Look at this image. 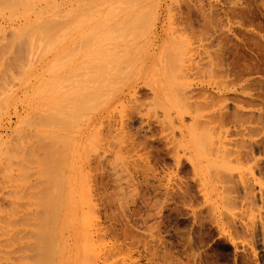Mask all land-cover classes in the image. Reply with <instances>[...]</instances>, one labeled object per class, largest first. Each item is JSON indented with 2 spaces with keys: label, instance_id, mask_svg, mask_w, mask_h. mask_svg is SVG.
I'll list each match as a JSON object with an SVG mask.
<instances>
[{
  "label": "rangeland",
  "instance_id": "1",
  "mask_svg": "<svg viewBox=\"0 0 264 264\" xmlns=\"http://www.w3.org/2000/svg\"><path fill=\"white\" fill-rule=\"evenodd\" d=\"M89 6L104 50L50 48L30 21L45 49L26 53L28 28L0 12V264H264V0ZM72 47L84 57L69 69L39 68ZM102 63L105 89L71 118L24 107L66 82L47 111L70 108V76Z\"/></svg>",
  "mask_w": 264,
  "mask_h": 264
},
{
  "label": "bare ground",
  "instance_id": "2",
  "mask_svg": "<svg viewBox=\"0 0 264 264\" xmlns=\"http://www.w3.org/2000/svg\"><path fill=\"white\" fill-rule=\"evenodd\" d=\"M0 1L2 2V0H0ZM40 1H42V0H40ZM40 1L38 2V4L35 2V0H7V1L3 0L2 3L0 2L1 3L0 6H2V7L4 6L5 8H7L5 10V11H7V13H6L7 16L13 17V19L15 18L17 21L21 22L20 23L21 25L25 24L24 27L28 28L27 31H25L26 28H23L24 30H22V28L19 27L20 30L26 32L25 33L26 35L28 32H29L28 34H30V35H27L28 40L25 38L28 42L27 43L25 41L26 45L27 44L28 45L26 46L24 44V46H25V50H28V48H30L31 51H26V53L27 52L30 54L39 53V50L41 49L40 47L45 49V46L43 47L42 45L41 46L39 45L40 46L39 47L37 45L38 44L37 42H36V44H34L35 42H33V41H35V39H34L35 34H37L36 38L38 37L37 38L38 40H39V38L44 37L46 35L48 38V39L45 38L46 40L52 39V42H48L47 45H49V43H50V44H53V46L56 43L60 44V42H62V41L72 40V42H73V40H76L78 38L88 39V43H89L88 45H91L92 51H97L98 49L104 50L108 47V45H112V44H109V42H108L109 32H106L107 31L106 30L107 24H106L105 19H103L96 12V10L89 8L90 7L89 5H90L92 0H89L88 2H81L83 0H43L42 3ZM62 5L63 6L66 5V6L62 7ZM55 6H58V7H55ZM4 7L3 8L0 7V12L3 11L2 9H5ZM74 7H76V9H74ZM5 18H8V17H5ZM5 18H3V19H5ZM3 19H1V20H3ZM13 19H10L11 21L9 19H7V21L13 22L12 21ZM30 21H35L38 23L36 25L37 29L34 28L33 24H32L33 26L32 25L30 26L31 28L29 27V24L31 23ZM10 22H9V24H10ZM95 23H97V25H99L98 27H100L99 33H98V31L96 32V29L94 26H97V25H94ZM4 24L5 25L3 27L6 26V23H4ZM9 24H7V25L9 26ZM3 27H1V28H3ZM35 29H36V31H35ZM8 30L11 31V34H12V32L14 33L13 27H12V29L10 27ZM22 31H20V32L22 33ZM41 34H43V35H41ZM16 35H17V32L14 36H16ZM31 35H33V36L31 37ZM111 36H112V34H111ZM12 38H14V37H12ZM41 39L44 40V38H41ZM30 40H33V41H30ZM41 42H39V43L41 44ZM29 45L30 46L33 45V46L29 47ZM85 45H87V44L85 43ZM51 46L49 45L50 48H51ZM9 47L14 48V45H12V47L11 46H9ZM19 47H20V45H19ZM26 47H28V48L26 49ZM55 47H53V50H57ZM47 48L48 47H46V49ZM50 48H48V49H50ZM84 48H85V46H84ZM81 49H83V48H81ZM81 49H79L78 47L77 48H75V47L71 48L70 52H71V56L73 57V62L70 60L69 62L62 63L64 60L61 61V59H64L65 57L60 56L61 58H58V56H57L58 53H54L53 55H51V57L49 58L48 61H46L44 63H39L38 66H39V68L46 69V72L51 77H53L54 75L60 74L61 72L69 69V67H71V65L73 63H75V62L78 63L79 61H81L84 57V55L80 54ZM57 58L59 59V62H58ZM31 61L34 63V60L30 57L28 59V62H31ZM28 62H27V64H28ZM31 63L28 66H31L32 65ZM27 64L25 63L24 66ZM83 69L84 70L82 72L81 71L80 72L77 71V73H76V71L73 72V74L70 76L69 80L67 81V83H70L73 86H78L79 88L82 89L81 93H80L81 95H79V97H78L79 99L77 100V102H76V99L67 100L66 103L68 104V107H70V108L65 107L64 110L63 109L60 111L55 110L56 112L53 111V112H55L54 114L52 111L50 112V110L47 111V107L51 106L53 103L54 104H55V102L60 103L59 100L64 102V99H63L64 88L67 85H69V84H66V82L54 83V87L52 86L53 87L52 89L50 87L48 88V91L46 89L47 92L50 91L49 93H46L43 91L41 98H39V99L37 98L36 100H30V101L28 100L29 102H26L24 104V107H26V109L29 110L30 114L38 112L40 110L39 108L43 107L42 108V109H44L43 112H41V111H39V112L42 113L40 115H43V114L46 115V117H44V116L43 117L46 119V121L49 125H50L51 120L58 122V124H59L60 122L66 120L68 118H71L72 116L75 115V112H74V110H72V108L78 106L80 102L84 101V99H86L85 97L89 95L90 91L97 92L98 86H95V82H94V78H93L95 75L94 72H101V73L105 72L106 73V72H108L107 70H109V69H107V66L105 65V63L87 64ZM91 80H93V81H91ZM34 82H36L38 85H40L43 81H42L41 77L37 76V77H35ZM91 82H93L94 85ZM101 87L103 88V86H101ZM104 89H105V86H104L103 90ZM100 90L98 92L102 93L103 90H101V91ZM44 93H46L47 95ZM48 109H50V108H48ZM58 124H57V126H58ZM247 152H248V150H247ZM230 174L231 173H227L228 178H227L226 174H223V175H225V178L222 175L223 179H225V181L228 179L227 181H229ZM231 177H232V180L234 182V179H233L234 177L232 174H231ZM232 180H230V181L232 182ZM250 191H251V189H250ZM247 194H248V192H246V195ZM252 197H253V195H252ZM36 264H38V263H36Z\"/></svg>",
  "mask_w": 264,
  "mask_h": 264
}]
</instances>
